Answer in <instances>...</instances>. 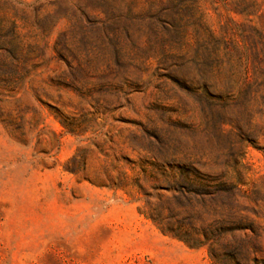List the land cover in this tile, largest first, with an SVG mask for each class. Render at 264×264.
<instances>
[{
    "label": "rangeland",
    "instance_id": "1",
    "mask_svg": "<svg viewBox=\"0 0 264 264\" xmlns=\"http://www.w3.org/2000/svg\"><path fill=\"white\" fill-rule=\"evenodd\" d=\"M203 229L264 260V0H0V264H216Z\"/></svg>",
    "mask_w": 264,
    "mask_h": 264
},
{
    "label": "trees",
    "instance_id": "2",
    "mask_svg": "<svg viewBox=\"0 0 264 264\" xmlns=\"http://www.w3.org/2000/svg\"><path fill=\"white\" fill-rule=\"evenodd\" d=\"M226 234V233H225ZM177 238H179L181 241H184L191 249L195 248H207L212 259L217 264H240V257L242 256V249L244 247V244L242 242H239L237 240L233 242H223V239L219 235L214 236L207 229H203L202 237L194 238L190 234H184L175 235ZM226 247L227 255L220 256L218 252V247L224 246ZM254 262L256 264H262L264 263V260L261 259H254Z\"/></svg>",
    "mask_w": 264,
    "mask_h": 264
}]
</instances>
